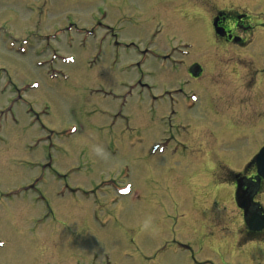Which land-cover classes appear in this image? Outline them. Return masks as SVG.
Returning <instances> with one entry per match:
<instances>
[{
	"label": "rangeland",
	"instance_id": "374dc122",
	"mask_svg": "<svg viewBox=\"0 0 264 264\" xmlns=\"http://www.w3.org/2000/svg\"><path fill=\"white\" fill-rule=\"evenodd\" d=\"M191 3L200 29L213 10L264 11V0H0V264H187L183 248L161 251L172 240L225 264L227 245L217 254L207 238L209 199L177 189L187 151L168 141L152 99L162 81L148 76L171 47L193 60L209 44L208 30L187 31ZM228 166L210 168V194L226 195L215 182L239 167ZM46 204L54 220L31 219ZM231 210L220 229H238ZM145 213L158 236L140 232Z\"/></svg>",
	"mask_w": 264,
	"mask_h": 264
},
{
	"label": "flooded vegetation",
	"instance_id": "af4514ba",
	"mask_svg": "<svg viewBox=\"0 0 264 264\" xmlns=\"http://www.w3.org/2000/svg\"><path fill=\"white\" fill-rule=\"evenodd\" d=\"M190 7L192 11L186 18L191 27L187 31L210 32L209 44L203 43L199 49L200 58H180L183 45L178 44L148 72L150 78L156 75L162 81L159 97L154 99L160 101L161 119H166L161 125L174 129L175 135L168 140L187 151L182 155L185 169L190 170L179 175L176 186L181 192L209 199L216 213L227 211L231 203L236 205V196L242 205V209L238 208L241 227L236 235H231L228 227L219 229L218 234L228 236L218 237L217 254L223 243L227 245L223 253L227 258L221 259V253L218 258L225 264H264V175L257 170V163L264 162V155L257 158L264 145V108L259 106L264 97V11L254 20L248 12L237 11V7L213 10L210 27L200 29L195 26L199 20L197 5L191 3ZM235 164L239 165L238 171H220L222 179L229 182L223 187L226 195L210 194L214 179L210 168L214 165L218 171L221 165ZM252 215L259 218V223L250 229L247 223ZM219 219L213 213L214 227ZM210 237L216 246L215 232ZM175 244L183 246L172 240L165 242L163 251ZM251 244L258 245L261 252H249L247 247ZM186 247L187 264H201L193 249ZM205 260L207 264H216L211 258ZM164 264H172L171 255Z\"/></svg>",
	"mask_w": 264,
	"mask_h": 264
},
{
	"label": "clouds",
	"instance_id": "9594fccd",
	"mask_svg": "<svg viewBox=\"0 0 264 264\" xmlns=\"http://www.w3.org/2000/svg\"><path fill=\"white\" fill-rule=\"evenodd\" d=\"M93 151L100 158H102V159L106 158L105 154L102 152L101 149L94 147ZM138 228H139L141 233L148 234V235H151L153 237L158 236L161 232L160 226L156 224L155 218L150 213H145L143 215V217L138 222ZM37 239L42 240L43 236L38 234ZM43 250H44V246L41 245V247L39 248V251H43Z\"/></svg>",
	"mask_w": 264,
	"mask_h": 264
},
{
	"label": "bare ground",
	"instance_id": "6f19581e",
	"mask_svg": "<svg viewBox=\"0 0 264 264\" xmlns=\"http://www.w3.org/2000/svg\"><path fill=\"white\" fill-rule=\"evenodd\" d=\"M205 162H208V161L205 160ZM211 246H213V248H214V247H215V248H219L220 244L215 246V244L211 243Z\"/></svg>",
	"mask_w": 264,
	"mask_h": 264
}]
</instances>
